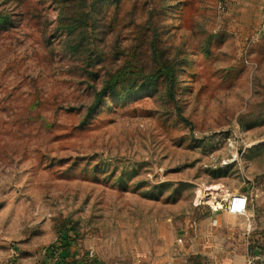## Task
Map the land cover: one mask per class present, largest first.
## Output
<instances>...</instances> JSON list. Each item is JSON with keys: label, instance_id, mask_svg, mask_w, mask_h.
Returning <instances> with one entry per match:
<instances>
[{"label": "rangeland", "instance_id": "1", "mask_svg": "<svg viewBox=\"0 0 264 264\" xmlns=\"http://www.w3.org/2000/svg\"><path fill=\"white\" fill-rule=\"evenodd\" d=\"M220 2L0 0V264H166L208 190L264 227V0Z\"/></svg>", "mask_w": 264, "mask_h": 264}, {"label": "crops", "instance_id": "2", "mask_svg": "<svg viewBox=\"0 0 264 264\" xmlns=\"http://www.w3.org/2000/svg\"><path fill=\"white\" fill-rule=\"evenodd\" d=\"M235 192L228 194L218 191L217 193L220 197H228ZM228 216L233 217L234 220L229 221ZM213 219L217 222L216 226L211 225ZM260 223L259 219L252 214L249 206L245 216L231 215L225 210L211 213L206 207V217L203 227L200 228V223H194L195 229H186L183 234L180 232L182 234L183 245L180 246L182 252L179 253L177 258H167L168 261L164 260V263L209 264L222 248L224 251H234L235 261L240 264L248 246L253 243L262 242L261 239L263 240L264 227L261 226ZM262 245L264 246L263 243ZM70 252L69 250V253ZM61 254H59L58 250L54 256H52L56 264L61 261L60 258L63 255ZM69 255L61 264H83L80 254H73V256ZM79 259L80 262L78 263L72 262Z\"/></svg>", "mask_w": 264, "mask_h": 264}, {"label": "built area", "instance_id": "3", "mask_svg": "<svg viewBox=\"0 0 264 264\" xmlns=\"http://www.w3.org/2000/svg\"><path fill=\"white\" fill-rule=\"evenodd\" d=\"M231 0H221L220 8H224L226 2ZM262 19L264 23V6L262 9ZM264 28V27H263ZM209 192L203 196L198 197L196 199V204L205 205L211 213H215L220 210H225L231 215L235 216H245L248 209V204L250 198L247 194L242 192H235L228 197L219 196V194L215 191ZM206 199H203L205 198ZM203 200V201H202ZM212 226H216L217 222L215 219L211 221ZM213 258V257H212ZM55 261V260H54ZM14 264V263H9ZM16 264V263H15ZM209 264H238L235 261V254L232 250L224 251V249H220L219 253L215 258L212 259ZM240 264H264V246L260 245V243L250 244L243 255V260Z\"/></svg>", "mask_w": 264, "mask_h": 264}, {"label": "trees", "instance_id": "4", "mask_svg": "<svg viewBox=\"0 0 264 264\" xmlns=\"http://www.w3.org/2000/svg\"><path fill=\"white\" fill-rule=\"evenodd\" d=\"M2 20V18H0V21ZM69 233V232H68ZM70 236L66 237V236H63L62 238H60L59 240V243L57 244V247L55 248V251L54 252H50V255L51 256H54V254L56 253V250H59V254H61V261L58 262L57 264H61L62 262H64L65 258L68 257V255L70 254L69 253V244L70 242L72 241L71 238H69ZM261 241H263L261 239ZM260 245H262V243L264 244V242H259Z\"/></svg>", "mask_w": 264, "mask_h": 264}]
</instances>
